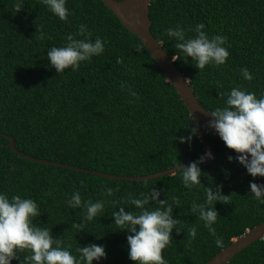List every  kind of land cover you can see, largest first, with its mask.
<instances>
[{
  "label": "trees",
  "instance_id": "1",
  "mask_svg": "<svg viewBox=\"0 0 264 264\" xmlns=\"http://www.w3.org/2000/svg\"><path fill=\"white\" fill-rule=\"evenodd\" d=\"M15 2L0 0V191L34 199L40 209L34 223L48 227L53 238L70 243L73 251L89 243L104 245L106 258L93 264H134L128 259L126 230L113 224L112 202L129 192L137 195L155 188L160 191L157 200L171 202L175 196L181 202L172 208L180 231L173 228L172 243L161 254L168 264L206 262L221 249L190 211L193 200L203 201V190L184 188L178 172L143 181L107 178L30 160L7 145L1 133L11 136L15 148L28 156L123 176L155 173L205 153L196 134L190 144L176 139L188 136L193 127L186 107L139 39L101 1L66 0L71 12L66 22L39 0H23L18 12ZM149 16L152 35L171 58L179 54L177 41L168 39L164 30L178 23L188 36L195 35L189 29L204 23L202 31L209 36L227 37L224 46L229 55L223 65L199 71L190 57L173 61L209 112L223 106L232 87L257 97L264 93V0H151ZM79 24L87 26L93 39L106 41L104 52L81 62L75 72L65 69L57 74L46 53L52 46H62ZM241 67L248 69L251 81L243 80ZM204 137L215 158L198 164L201 184L213 191L221 185V193L230 199L228 204L214 205L218 217L213 227L225 247L264 221V205L248 193L253 178L235 161L234 151L208 131ZM228 156H233L232 162ZM254 182L264 183V177ZM105 187L113 188L112 197L103 195ZM77 190L82 201H106L103 212L80 231L73 225L82 222L83 209L65 203ZM122 206L136 211L131 205ZM151 206L155 202L150 201ZM191 227L197 229L194 239L186 234ZM224 264H264V237Z\"/></svg>",
  "mask_w": 264,
  "mask_h": 264
},
{
  "label": "clouds",
  "instance_id": "2",
  "mask_svg": "<svg viewBox=\"0 0 264 264\" xmlns=\"http://www.w3.org/2000/svg\"><path fill=\"white\" fill-rule=\"evenodd\" d=\"M39 2L61 21L66 22L71 15L66 7V0ZM23 4V0H16V12L21 10ZM204 28V23H197L189 29L194 36L186 35V29L179 23L174 28L165 29L167 38H175L177 42L174 47L179 50V54L173 55L171 59L175 61L182 56L190 57L199 71L206 66L223 65L229 55L224 46L227 37L219 34L209 36L202 31ZM105 43L100 37L93 39L87 26L79 24L74 35L67 34L62 46L50 47L46 56L57 74L65 69L75 72L81 62L101 55ZM136 51L140 52L141 48L137 46ZM240 75L244 81L253 79L244 67L240 68ZM217 86H220L219 82ZM121 88L126 89L130 96L137 97V93L125 84H121ZM209 114L213 119L208 121V126L215 130L228 149L234 151L235 161L253 178L248 187L251 198L264 205V183L254 182L255 178L264 177V93L257 97L255 93L242 87H232L226 93L223 106L210 110ZM195 134L196 129L192 127L188 136H179L176 139L180 143L190 144ZM205 158L210 159L211 153L206 151L197 161L190 162L187 166L176 165L174 171L179 173L184 188L189 191L194 188L203 190V201L197 203L193 200L190 211L197 214V219L203 222V227L214 238L215 246L223 249V238L217 236L213 227L218 217L214 205L217 201L228 204L230 199L229 195L221 193V185L216 184V191H213L211 187L201 184L202 171L198 164L203 163ZM227 159L232 162L233 156H228ZM209 179L211 183V178ZM145 187H148L147 184ZM113 192L111 187L103 189V195L107 197H112ZM159 196L160 191L150 187L148 191H141L137 195L129 192L126 197L112 202L115 209L111 213L113 224L118 230H126L128 259L134 264H168L161 253L172 243L173 228H176L177 233L180 231L178 225L181 222L173 218L172 208L173 205L179 207L181 202L175 196L171 197V202L157 200ZM150 201L155 202L156 206L149 207ZM65 203L69 208L83 209L82 222L73 225L80 231L103 212L106 201H82L77 190L72 192ZM122 204L131 205L136 211H125ZM39 211L37 202L31 197H9L0 191V264H12L13 260L17 264H93V261L99 262L106 258L102 244L89 243L73 251L70 243L53 238L48 227L34 223ZM186 234L194 239L197 234L196 227L187 228Z\"/></svg>",
  "mask_w": 264,
  "mask_h": 264
},
{
  "label": "water",
  "instance_id": "3",
  "mask_svg": "<svg viewBox=\"0 0 264 264\" xmlns=\"http://www.w3.org/2000/svg\"><path fill=\"white\" fill-rule=\"evenodd\" d=\"M101 1L121 22V24L133 35H135L141 44L144 46L149 55L154 59L160 69L164 72L166 80L172 85L179 98L186 107L189 116L191 117L193 127L196 129V136L202 143L205 152L211 153V158H205L204 162L214 160L215 155L209 147L204 137V132L208 131L211 134L218 136L214 129L208 126V121L213 119L209 111L205 109L193 93L188 84V80L183 77L177 66L174 64L171 57L165 52L160 42L152 35L150 26L151 20L149 16V4L151 0H99ZM201 127L205 129L203 132ZM8 139L7 145L17 154L24 158L34 160L45 164H54L58 166H66L83 172H91L107 178L126 179L132 181H143L156 178L163 175L173 174L175 166L146 175L123 176L116 174L91 171L89 169L74 167L68 164L46 159H38L28 156L17 150L14 146L13 138L7 134L1 133ZM233 151V150H232ZM186 161L181 166H187L190 162ZM264 237V221L248 229L231 242L223 249L219 250L210 259L203 264H224L228 262L234 255L243 250L245 247Z\"/></svg>",
  "mask_w": 264,
  "mask_h": 264
}]
</instances>
